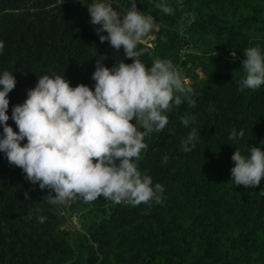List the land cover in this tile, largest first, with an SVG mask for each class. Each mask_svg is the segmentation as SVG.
Listing matches in <instances>:
<instances>
[{"label": "trees", "instance_id": "trees-1", "mask_svg": "<svg viewBox=\"0 0 264 264\" xmlns=\"http://www.w3.org/2000/svg\"><path fill=\"white\" fill-rule=\"evenodd\" d=\"M92 2L0 0V74L9 71L17 81L8 94L14 130L13 107L38 76L65 75L73 87L94 89L97 61L132 62L100 41L106 33L90 22ZM110 2L121 14L132 4ZM166 2L171 15L157 7L160 0H136L159 26L141 45L147 49L141 60L149 67L155 58L172 60L194 89L196 106L185 99L166 113L161 132L145 137L138 166L164 186L163 202L133 206L101 196L54 206L49 190L0 152V264H264V179L257 188L231 180L236 147L245 155L252 145L264 149V85L239 90L243 50L264 52V0H187L185 11L177 0ZM185 115L196 119L185 126ZM193 128L195 147L185 152L181 141ZM233 129L244 132L238 142L229 139ZM64 210L79 216V227L62 228Z\"/></svg>", "mask_w": 264, "mask_h": 264}, {"label": "clouds", "instance_id": "clouds-1", "mask_svg": "<svg viewBox=\"0 0 264 264\" xmlns=\"http://www.w3.org/2000/svg\"><path fill=\"white\" fill-rule=\"evenodd\" d=\"M86 6L90 22L100 26L97 33H106L100 41H108L115 51L123 49L132 62L121 60L108 67L97 61L94 89L84 83L73 87L65 75L38 76L26 100L13 107L11 119L18 131L8 124V94L17 81L13 73L4 71L0 74V152L32 184L48 189L47 202L54 206L77 198L93 202L101 196L115 204L162 203L164 186L153 185L138 161L147 147L145 137L168 125L167 112L185 99L190 107L196 106L194 89L172 60L155 58L150 67L141 60L147 51L141 45L153 30L154 20L139 10L136 0L124 14L110 0H93ZM157 7L165 14L174 13L166 0H160ZM243 51L239 90L255 91L264 85V52L259 46ZM195 119L181 117L185 126ZM243 136V130L237 134L233 129L229 139L238 142ZM196 139L193 128L181 141L182 150L191 151ZM232 160L235 185L259 187L264 179V149L252 145L245 155L236 147ZM44 221L45 217H38L39 223Z\"/></svg>", "mask_w": 264, "mask_h": 264}, {"label": "rangeland", "instance_id": "rangeland-1", "mask_svg": "<svg viewBox=\"0 0 264 264\" xmlns=\"http://www.w3.org/2000/svg\"><path fill=\"white\" fill-rule=\"evenodd\" d=\"M186 1L187 0H177L178 5L182 8L183 11L186 10ZM159 26L154 22L153 30L148 34V37L144 42H150L155 38V34L158 31ZM65 205L68 207L69 202H66ZM60 222L62 228L73 229L74 227H79V216L76 213L64 210L60 217Z\"/></svg>", "mask_w": 264, "mask_h": 264}]
</instances>
